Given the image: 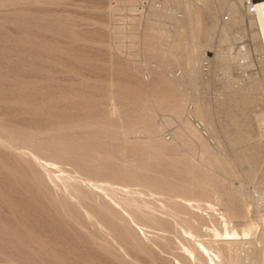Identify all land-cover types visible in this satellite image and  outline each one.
Segmentation results:
<instances>
[{"label":"rangeland","instance_id":"rangeland-1","mask_svg":"<svg viewBox=\"0 0 264 264\" xmlns=\"http://www.w3.org/2000/svg\"><path fill=\"white\" fill-rule=\"evenodd\" d=\"M214 2L140 0L129 29L125 0H0V264H184L187 229L164 194L185 180L214 196L190 208L200 240L254 225L244 238L264 264L261 98L242 110L248 73L212 72L195 52ZM230 41L215 33L206 59ZM127 193L164 222L130 212Z\"/></svg>","mask_w":264,"mask_h":264},{"label":"bare ground","instance_id":"bare-ground-1","mask_svg":"<svg viewBox=\"0 0 264 264\" xmlns=\"http://www.w3.org/2000/svg\"><path fill=\"white\" fill-rule=\"evenodd\" d=\"M126 1V27L128 26V21L133 18L131 17L132 13L135 11L136 4L140 0H125ZM198 1V0H197ZM190 2V1H189ZM201 2V1H200ZM243 2L245 0H215V2L208 8L209 15L211 17V25L208 34L206 35L205 42L202 44L200 47H195V52L199 53L206 61H208L209 65L212 68V72H215L216 70L223 72L224 74H227L228 76H233L237 71H239L241 74H246V77L251 83V88L246 89L243 85L241 87L237 88V91L240 92H245L247 93L246 97L245 96H240L237 98L238 105L241 107L242 110H247L251 111L253 103L257 96H260L261 98V107L263 110V113L260 115V119H258L259 116L253 115L256 123L260 125L258 126L257 129H262L264 128V0H255L249 3L250 5H245L246 6V12L242 10ZM188 2H186L187 4ZM246 3V2H245ZM210 4V2L208 3ZM244 6V7H245ZM252 7L253 11L250 12L249 8ZM159 9L161 7H158ZM157 8V9H158ZM155 10V9H154ZM188 12L190 9H187ZM193 10V9H192ZM191 10V11H192ZM174 13L171 14L172 19L180 20L182 19L183 16H179L178 13L173 10ZM171 12V11H170ZM221 12H226L229 16L227 21H221L219 20V14ZM190 13V12H189ZM154 14V13H153ZM186 14V13H185ZM221 16V15H220ZM223 17V16H222ZM223 19V18H222ZM128 20V21H127ZM131 22V21H130ZM132 23V22H131ZM130 25V24H129ZM131 25L128 27L130 29ZM125 28V27H124ZM126 32H128V29ZM246 28L248 30H246ZM134 31V30H133ZM215 33H222L226 38L230 37L231 41L230 43L227 44V46L222 49L219 47L214 53H213V58L212 59H206L207 56V48H209V45L211 44L213 40V35ZM244 37L247 38L248 42L246 44L243 43L239 48H233V44H235L236 41H239L243 39ZM241 42V41H240ZM237 43V42H236ZM239 43V42H238ZM236 46V45H235ZM125 47V46H124ZM124 49V48H123ZM174 49V48H173ZM175 50V49H174ZM170 53V52H169ZM175 53V52H174ZM177 54V53H176ZM137 55V54H136ZM176 56V55H175ZM181 56V55H180ZM179 57V56H177ZM180 59V58H179ZM182 60V59H181ZM147 61V60H146ZM194 61V65H195ZM150 65V64H149ZM182 66V64L180 65ZM147 68V67H146ZM193 68L198 71L199 73L202 72L201 68L199 66H193ZM251 69H253L251 71ZM171 71V70H170ZM182 71V70H181ZM179 72L177 75L176 73L173 74L175 77L179 76L183 72ZM236 71V72H235ZM219 73V72H218ZM207 74V73H206ZM205 74V75H206ZM241 74L239 76H241ZM204 75V76H205ZM216 75V74H215ZM238 75V74H237ZM226 76V75H225ZM149 77V76H148ZM227 77V76H226ZM174 78V77H173ZM206 78V77H205ZM208 78V77H207ZM209 79V78H208ZM232 80H237L241 81V79L237 78H232ZM231 81V80H230ZM230 84V83H229ZM232 86V85H231ZM243 90V91H242ZM236 90L234 92L238 93ZM223 93V92H222ZM230 93V92H229ZM242 93V94H243ZM253 93V94H252ZM239 94V93H238ZM217 95V94H216ZM222 95V94H221ZM218 97V96H217ZM219 97H221L219 95ZM225 97V96H224ZM228 97V96H227ZM228 99V98H227ZM233 99V98H232ZM236 99V98H234ZM225 100V99H223ZM235 101V100H234ZM236 103V102H235ZM206 106V105H205ZM115 107V106H113ZM197 107V106H196ZM118 111V110H117ZM122 113V112H121ZM247 113V112H245ZM243 113V114H245ZM261 113V112H260ZM258 113V115L260 114ZM115 114V110H114ZM214 114V113H213ZM123 115V114H122ZM121 115V116H122ZM126 115V114H125ZM247 116V115H246ZM119 117V116H118ZM236 117V116H235ZM243 117V116H241ZM252 117V118H253ZM235 119V118H233ZM232 119V120H233ZM241 119V118H240ZM118 120V119H117ZM64 121V120H63ZM241 121V120H240ZM244 121V120H243ZM85 123V122H84ZM189 123V122H188ZM80 124V123H79ZM192 124V123H191ZM254 124V125H255ZM190 125V123H189ZM203 126V124L201 125ZM240 126V125H239ZM191 127V125L189 126ZM107 128V127H106ZM199 130V128H194V130ZM256 129V130H257ZM112 130V129H111ZM245 132V131H243ZM257 132V131H256ZM226 133V132H224ZM255 133V132H254ZM239 134V133H237ZM241 134V131H240ZM245 134V133H243ZM224 135V134H223ZM257 134L255 133V136ZM227 136V135H226ZM237 137V136H236ZM246 137V136H245ZM254 137V136H253ZM252 137V138H253ZM257 137V136H256ZM226 137H224L225 140ZM255 138V137H254ZM261 139V138H260ZM233 140V139H232ZM230 141V140H229ZM3 142V141H1ZM234 142V140H233ZM254 142V141H253ZM230 143V142H229ZM232 143V142H231ZM237 143V142H236ZM240 143V141H239ZM250 143V142H249ZM258 143V141H257ZM219 144V143H218ZM235 146V145H234ZM245 145H243L244 147ZM236 148V146H235ZM253 149V148H252ZM14 150V149H13ZM241 150V149H239ZM245 151V150H244ZM241 152V151H240ZM246 152V151H245ZM16 155V154H15ZM33 155V154H32ZM36 157V156H35ZM243 157L244 154H243ZM32 159V158H31ZM35 160V158H33ZM236 159V158H235ZM37 160V159H36ZM42 162V161H41ZM46 162V161H45ZM200 162V160H199ZM48 163V162H47ZM45 164V163H44ZM186 164V163H185ZM200 164V163H199ZM202 164V163H201ZM48 166V164H45ZM50 165V163H49ZM247 165V164H246ZM53 166V165H52ZM250 166V165H249ZM260 166V165H259ZM247 167V166H246ZM53 168V167H52ZM59 168V167H58ZM43 169V168H42ZM199 169V168H198ZM186 170V169H185ZM196 170V169H195ZM209 171V170H208ZM203 172V171H202ZM48 173V172H47ZM115 176V175H114ZM207 176V175H206ZM60 180V179H59ZM71 180V179H70ZM88 181V180H87ZM97 181V180H96ZM180 181V180H179ZM186 181V182H185ZM185 181H180L176 183L175 186L178 187V190L175 191V195L172 193H165L164 195H167L165 197L164 203L167 206L171 205H176V207L181 209V212L173 213L176 214L175 216L176 219L180 222H183L186 227L185 233L188 236L185 238V242L187 245L182 246L183 247V254H178L180 255V258L185 261L186 264L191 263V264H251L253 262L254 257H255V249H254V241L253 240H246L244 237H249L252 235L253 230H254V225H248L245 227L246 229L242 231V236L240 237L241 234H238L236 231H232V229H228L226 225L224 224V237H221L222 235L220 232L216 230V226L214 228V233L211 235L214 236L215 239L211 237L212 240H200V232L198 231V224L200 222V218L197 214L193 213L190 211V208L194 206L201 207L202 203L207 204L206 202L209 203V199L214 197L212 194V191L204 188V186L199 185L201 182L199 180L198 185L191 184V182H188V180ZM191 181V179L189 180ZM91 182V181H90ZM102 182V181H101ZM110 182V181H108ZM118 182V181H117ZM152 182V181H151ZM150 182V183H151ZM204 182V181H203ZM92 183V182H91ZM66 184V183H65ZM112 184V183H111ZM118 185V183H115ZM122 184V183H121ZM158 184V183H157ZM89 185V184H88ZM108 185V184H107ZM174 185V184H173ZM172 185V187H173ZM67 186V185H66ZM65 186V187H66ZM81 186V185H80ZM92 186V185H91ZM96 186V185H95ZM100 186V185H99ZM156 186V184H155ZM154 186V187H155ZM63 187V186H62ZM84 187V186H83ZM97 187V186H96ZM127 187V186H126ZM129 187V186H128ZM150 187V186H149ZM101 190H107V188L101 186L99 187ZM117 188V187H116ZM147 188V187H146ZM151 188V187H150ZM159 188V187H158ZM175 188V187H174ZM112 189V188H111ZM257 190L258 188H254ZM57 190V189H56ZM77 190V189H76ZM161 190V189H160ZM173 190V189H171ZM176 190V189H175ZM67 191V190H66ZM100 191V190H99ZM114 191V190H113ZM130 191V190H129ZM155 191V190H154ZM157 191H159L157 189ZM156 191V192H157ZM163 191V190H161ZM167 191V190H166ZM174 191V190H173ZM112 192V191H111ZM125 192V191H124ZM131 192V191H130ZM133 192V191H132ZM142 192V191H141ZM155 192V194H156ZM165 192V191H164ZM81 193V192H80ZM106 193V192H105ZM113 193V192H112ZM111 196H113V194ZM116 193V190H115ZM119 193V192H117ZM154 193V192H153ZM162 193V192H161ZM123 194V193H122ZM138 194V193H137ZM67 195V194H66ZM75 195V194H74ZM81 195V194H80ZM163 195V194H162ZM169 195V197H168ZM71 196V195H70ZM110 196V195H109ZM122 196V195H121ZM125 196V195H124ZM127 198L124 200L125 205L129 207L130 212L133 211L132 213H139V215L146 217L147 219H151L152 221L154 220L156 223L163 221L161 218L155 216V213L153 214V211L150 210V207L146 204V202H143L140 200L138 196L130 195L129 193L126 194ZM125 196V197H126ZM84 197V196H83ZM115 197V196H114ZM112 197V198H114ZM85 198V197H84ZM173 198V199H172ZM179 198V200L175 199ZM117 199V197H116ZM122 199V198H121ZM158 199V198H157ZM162 199V198H161ZM160 199V200H161ZM175 199V200H174ZM216 199V198H215ZM261 200H264V194L261 195ZM259 199V200H260ZM108 200V199H107ZM120 200V198L118 199ZM117 200V202H118ZM163 200V199H162ZM114 201V200H113ZM116 201V200H115ZM147 201V200H144ZM74 202V201H73ZM82 202V201H81ZM116 202V203H117ZM110 204V203H109ZM121 204V203H120ZM171 204V205H170ZM113 205V204H112ZM164 205V206H166ZM210 205V204H208ZM206 206V205H204ZM256 207V206H255ZM258 207V206H257ZM164 208V207H163ZM166 208V207H165ZM194 208V207H193ZM198 208V207H197ZM203 208V207H202ZM205 208V207H204ZM203 208V209H204ZM101 209V208H100ZM192 209V208H191ZM258 209V208H257ZM173 210V209H172ZM198 210V209H197ZM174 211V210H173ZM201 211V210H199ZM258 211V210H257ZM176 212V211H175ZM128 213V212H127ZM91 214V213H90ZM184 217L182 218L181 215ZM132 215V214H131ZM136 215V214H135ZM186 216V217H185ZM227 220L232 219V216L230 213L224 215ZM140 218V217H139ZM222 219V218H221ZM150 220V221H151ZM167 220V219H166ZM176 220V221H177ZM203 221V219H201ZM224 221V219H222ZM151 221V222H152ZM164 222V221H163ZM178 222V221H177ZM178 222V223H180ZM198 222V223H196ZM204 222V221H203ZM225 222V221H224ZM223 222V223H224ZM231 222V221H230ZM260 222L263 224L264 220H260ZM159 223V224H160ZM196 223V224H194ZM202 222H200L201 224ZM252 223V222H250ZM249 223V224H250ZM177 224V223H176ZM183 224V225H184ZM230 224V223H229ZM228 224V225H229ZM168 225V224H167ZM179 225V224H178ZM181 224V226H183ZM202 225V224H201ZM200 225V226H201ZM258 225V224H257ZM204 226V224H203ZM212 226V225H211ZM214 226V225H213ZM223 226V225H222ZM164 227V226H163ZM230 228V226H228ZM232 227V226H231ZM176 228V227H175ZM173 228V229H175ZM183 228V227H182ZM222 228L221 226L219 229ZM264 228V227H263ZM218 229V228H217ZM235 229V228H234ZM244 229V228H243ZM162 230H164L162 228ZM168 230V229H167ZM181 230V228H180ZM183 230V229H182ZM212 230V229H211ZM237 230V229H236ZM242 230V229H241ZM241 230H239L241 232ZM257 230V229H256ZM261 230V229H260ZM263 230V229H262ZM161 231V230H160ZM165 231V230H164ZM163 231V232H164ZM174 231V230H173ZM220 231V230H219ZM168 232V231H167ZM170 232V231H169ZM168 232V233H169ZM177 232V231H176ZM184 232V231H183ZM222 232V230H221ZM256 232V231H255ZM261 232V231H260ZM172 233V232H171ZM179 232L176 234L178 235ZM207 234V233H206ZM205 234V235H206ZM180 235V234H179ZM202 235V233H201ZM249 235V236H247ZM161 236V235H158ZM157 236V237H158ZM164 236V235H162ZM172 237V236H171ZM180 237V236H179ZM208 237V236H207ZM240 237V238H239ZM255 237V236H254ZM257 237V236H256ZM155 238V237H154ZM163 238V237H162ZM199 238V239H198ZM203 238V237H202ZM239 238V239H238ZM158 239V238H157ZM160 239V237H159ZM251 239V237H250ZM167 242H170L169 238H165ZM190 240L194 241V244L190 243ZM160 241V240H159ZM164 241V240H162ZM256 241V240H255ZM258 241L263 244L261 250L264 251V231L260 234ZM157 242V241H156ZM174 243L176 241H173ZM178 242V241H177ZM181 242V241H180ZM152 243H154L152 241ZM160 243V242H158ZM179 243V242H178ZM177 243V244H178ZM196 243V244H195ZM156 244V243H155ZM183 243H180V245ZM261 244V245H262ZM171 245V244H170ZM175 245V244H173ZM256 248V247H255ZM182 250V249H181ZM176 258V257H175ZM177 263L180 264L179 259L175 260ZM183 263V262H182ZM184 263V264H185Z\"/></svg>","mask_w":264,"mask_h":264},{"label":"built area","instance_id":"built-area-1","mask_svg":"<svg viewBox=\"0 0 264 264\" xmlns=\"http://www.w3.org/2000/svg\"><path fill=\"white\" fill-rule=\"evenodd\" d=\"M245 2H246V4H247L248 6L250 5V3H249V0H246ZM249 10H250V11H252V10H253V8H252V7H250V8H249Z\"/></svg>","mask_w":264,"mask_h":264}]
</instances>
